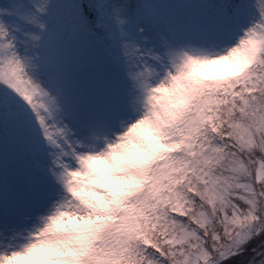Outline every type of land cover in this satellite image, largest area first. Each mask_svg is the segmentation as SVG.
Returning a JSON list of instances; mask_svg holds the SVG:
<instances>
[{
    "label": "snow or ice",
    "instance_id": "1",
    "mask_svg": "<svg viewBox=\"0 0 264 264\" xmlns=\"http://www.w3.org/2000/svg\"><path fill=\"white\" fill-rule=\"evenodd\" d=\"M177 61L207 67L136 187L82 216L76 264H264V0H0V264L73 207L72 158Z\"/></svg>",
    "mask_w": 264,
    "mask_h": 264
},
{
    "label": "clouds",
    "instance_id": "2",
    "mask_svg": "<svg viewBox=\"0 0 264 264\" xmlns=\"http://www.w3.org/2000/svg\"><path fill=\"white\" fill-rule=\"evenodd\" d=\"M206 65L182 66L177 61L145 95L141 117L114 138L94 139L75 154L64 176L72 208L56 220L38 219L25 243L33 246L21 264H76L89 237L87 211L112 207L132 191L146 161L156 151L157 128L182 103L194 78ZM172 77H175L173 79ZM76 206L80 215H75Z\"/></svg>",
    "mask_w": 264,
    "mask_h": 264
},
{
    "label": "rangeland",
    "instance_id": "3",
    "mask_svg": "<svg viewBox=\"0 0 264 264\" xmlns=\"http://www.w3.org/2000/svg\"><path fill=\"white\" fill-rule=\"evenodd\" d=\"M109 2H111V0H109ZM0 222L7 223L8 217L6 215H0Z\"/></svg>",
    "mask_w": 264,
    "mask_h": 264
}]
</instances>
